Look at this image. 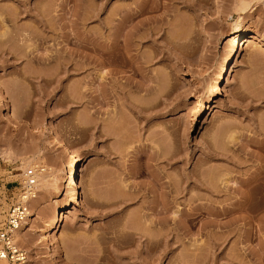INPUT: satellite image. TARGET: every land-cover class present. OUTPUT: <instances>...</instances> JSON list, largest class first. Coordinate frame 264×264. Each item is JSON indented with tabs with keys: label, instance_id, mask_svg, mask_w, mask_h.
Returning a JSON list of instances; mask_svg holds the SVG:
<instances>
[{
	"label": "rangeland",
	"instance_id": "rangeland-1",
	"mask_svg": "<svg viewBox=\"0 0 264 264\" xmlns=\"http://www.w3.org/2000/svg\"><path fill=\"white\" fill-rule=\"evenodd\" d=\"M237 1L0 0V85L22 122H10L0 106V223L20 198L26 174L35 183L33 170L50 179L34 187L32 199L43 206L28 205L34 214L21 231L25 239L16 240L26 252L25 264H264V188H247L254 203L229 232L228 222L223 226L226 214L184 218L183 212L208 203L203 190L184 191L170 209H162L160 184L153 178L160 172L172 179L181 172L226 174L230 194L225 200L212 197L221 202L214 199V210L221 211L239 198L243 184L264 161V46L246 44L235 60L226 40L238 16ZM257 1L250 10L247 5L242 25L264 37V4ZM24 2L27 8L36 3L38 10L54 9L53 31L32 22ZM33 30L47 38L26 46ZM63 33H68L67 44ZM114 34L121 42L127 37L130 53L146 60L145 71L133 77L137 83L146 82L151 72L161 78L160 95L152 89L128 93L147 111L131 109L109 75L101 78L109 67L101 69L98 47ZM54 53L69 56L70 63L40 59ZM225 58L230 75L221 70ZM124 69L115 74L118 82L128 80L129 68ZM40 126L58 132L75 150L76 181L85 206L70 208L50 237L46 225L67 200L62 180L70 158L40 135ZM162 128L170 132L160 139L171 163L152 143L153 132ZM153 149L165 159L153 156ZM173 210L180 215L175 222Z\"/></svg>",
	"mask_w": 264,
	"mask_h": 264
},
{
	"label": "bare ground",
	"instance_id": "bare-ground-1",
	"mask_svg": "<svg viewBox=\"0 0 264 264\" xmlns=\"http://www.w3.org/2000/svg\"><path fill=\"white\" fill-rule=\"evenodd\" d=\"M257 2H258L257 0H253L252 2L251 1L245 2L244 0H239L234 5L235 6L234 10L238 16L233 22V26L231 28V31L227 35L226 42H227V45L230 47V49H232L233 56H235V60H238L240 58L241 52L244 49V47L246 46V44H254V43H260L261 42V45L264 46V37L257 35L255 33H252V32H247L242 25V19L243 18L241 16L246 12V8L248 7L247 5L250 4V7L248 8L250 10V8L252 9L256 5ZM261 2H263V4H264V0H261ZM23 5H24L23 8L25 10V13L27 14L26 16H29V19H31V21L34 22L37 25V27H40L41 29H47V31L48 30L53 31V22H52L53 18H51V12L54 11V9H50V6L49 7L47 6L48 8H46V7L44 8L45 10H43V9L38 10L39 7L37 6L38 4L36 5V3H35V5L34 4L32 5V8L25 7V2ZM30 12H32L33 14L32 13L29 14ZM126 16H128V15H126ZM126 16L124 18H121V20H123V22L127 21L128 18ZM121 22H120V24H121ZM118 29H120V28H118ZM115 31L117 32V30H115ZM115 31H114V33H116ZM118 32H120V31L118 30ZM118 34H114V36L109 40L108 43H105V44L100 45L98 47V52L96 55L98 58L99 65L102 66L101 69L103 67H106V66L109 67L108 68L109 70L107 72H104L103 75H101V78L105 79L106 76L109 75L108 81L114 84L116 89H118L119 92L123 95L124 99H128V93H129V91H132L131 90L132 88H135L134 91H136V92L143 91L144 94H145V92H147L148 90H151V89L154 90V92H156V94L157 93L161 94L163 87H162V82L160 83L161 78L158 76L157 72H155L156 74L151 72V74H149L150 75L149 77H145V78H148L147 80H145L146 82L141 81L143 83H141V82L137 83L134 80L133 77L138 72L141 73L142 70L145 71L144 70L145 69L144 63L146 62V60L142 59V61H145L143 63L141 60L138 59V57L136 55L135 56L132 55L130 53V50H132V47H133L131 45L132 43L130 42L131 44H129V42L126 40L127 37L125 39L124 36H123L124 42L123 41L121 42L120 40H118L119 37H121V36L118 37ZM140 34L144 35V33H140ZM145 35L147 36L148 34H145ZM139 36H138L139 38L144 37L141 35H139ZM46 38L41 36V34L36 32L35 30H33V35L30 38H27V43L25 45L28 46V45L35 44L36 41L43 42L46 40ZM168 40L170 41L171 39H168ZM63 41H65L66 44L70 42V39L68 37V33H63ZM88 41H91V40H88ZM89 43L91 44V47H92L90 49L92 51H94L93 49L95 47L93 46L92 41ZM90 44H88V45H90ZM77 45H78L77 47L80 46L81 48L84 46V45L82 46L81 44H77ZM85 47L86 46H84L83 48H85ZM89 47H87L86 49H89ZM82 49L79 48L80 52ZM263 50H264V48H263ZM83 52L84 51H82L81 53L83 54ZM82 56H87V54L85 55V53H84ZM34 58L39 59V57H36V56ZM80 58H82L81 55H80ZM87 58L90 59L89 54H88ZM139 58L141 59V57H139ZM40 59L41 60H52L55 63H60V65L61 64L64 65V63H66V64L70 63L69 61L71 60V58L69 56H63V55L58 54V53L46 55L45 57H41ZM228 61H229L228 58H225L224 62H225L226 66L224 68H223V66H221V70L222 71L224 70V72L228 71V75H230L231 71H232V67H230V61L229 62ZM81 64H82V62L80 63V65ZM125 67L127 69L129 68L128 71L130 74L128 75V80L126 83L118 82L117 81L118 76L115 74H117V72H119V71H124ZM65 70H66V68H65ZM143 71H142V73H143ZM156 75L160 79H158ZM136 83H137V85H136ZM113 84L112 85L109 84L108 86L113 87ZM219 91L220 90L217 87L215 90V96L219 94ZM107 92H108V90H106L105 95ZM108 93H110V92H108ZM108 93L106 95L107 97L109 96ZM160 94H157V95H160ZM124 99H122V102L126 103L123 101ZM126 101L128 102L127 104L130 106V108L133 110H136V111L146 110L147 111V108L145 109L143 106L145 104H142L141 102H138L137 100H136L137 102L133 99H128ZM128 105H127V107H128ZM0 106H1L2 111L4 112L5 117H7V119L10 122H12L14 124H21L22 123L18 119V117L15 115V113L11 110L10 105L6 102L4 90H3L1 85H0ZM165 129L167 130V128H165ZM157 130H159V133L157 131V133L159 135L158 134H157L158 136L156 134L154 135V133H156L155 132L156 130L153 132V136H155V139H153L152 143L155 145V147L158 148L159 145H160V147L162 146V144H163L162 142H164L163 140L165 139L164 137H167V133L169 134L170 132L165 131L163 128L161 129V130H163V132H160L161 131L160 129H157ZM39 133L42 137H49L51 139V143L56 145V147L62 148L64 151V154L68 158H70V163L63 170V180H62L63 188L65 191V194L67 195V200L63 204H61L59 207L55 208L53 216H51V218L49 219V222L46 225L47 236L50 237L60 227V224H61L64 216L66 215V213L69 211L70 208H75V207H78L80 205L83 206V208H84L85 206L82 203V200L80 197L81 194H80V191L78 189L79 188L78 183L76 181V171L78 168V156L76 155L75 150L68 143H66V141L63 139V137L56 131H53V134H51L50 131H48L44 126H40ZM160 133H163V134L160 135ZM165 133H166V135H164ZM163 135H164V137H163ZM157 137L159 139L163 137L164 139L159 140ZM230 137H231V140H234V138H235L234 135H232V136L230 135ZM156 139L161 141V142H158V141L156 142ZM154 140H155V142H154ZM260 142H261V140H260ZM209 146H211V149L214 147L213 145H209ZM160 147L157 150L159 152L163 153L165 150H163V148L162 147L160 148ZM159 149H161V151ZM155 151L153 149L152 153L153 152L155 153ZM154 153L152 154L153 156L156 155V153H155V155H154ZM158 153L156 155L157 158L159 155L158 160L163 158V157H167L165 155L168 154V153H165V154L160 153L163 156V157H161V155ZM214 154H215V152H214ZM170 158L171 157L166 158L167 163H169L168 161H170V163H171L172 160H170ZM163 159H165V158H163ZM25 162H24V164H25ZM181 173L182 174L181 175L179 174L178 179H172L170 176H168L167 174H165L163 172L153 174L154 175L153 178H154L155 182H158V184H160V194L158 193L159 195L157 196V202L161 204L162 209H164V210L170 209V206L174 205L176 203V199L178 198L179 194L184 195V193H183L184 191L187 193V191H189L190 189H193V190L198 189L201 191L203 190L204 192L209 194V195L207 194L209 198L207 197L208 199H206L207 200L206 202H208V203L197 205L195 207L190 208V210L188 209L191 212H189V211H187L186 213L183 212L185 214V215L183 214L185 216L184 218H189V217L191 218L194 216L197 217V216L203 215L205 213V214L210 215L212 217L214 216L213 218L216 219L217 216H219V215L221 216L222 214H226V216L228 215L229 220L227 219L228 221L224 222L223 226H224V228H226L225 225L228 222L227 226L229 228L228 227L227 228H228L229 232L234 230L233 226H232V228L230 227L231 225H236V223L238 222L239 219L244 218L243 212H245V210L247 209L249 202L252 201L247 196L248 195L247 191L250 190V187H252V188L255 187L258 190H260V188H264V161H263L257 167L256 171L254 173H251L252 175L248 178V180L246 179L247 181H246V183L243 184V189L239 190V195H238L239 198L236 199L232 205L230 204L231 206H227L228 204L226 205L225 204L226 202L223 201L224 203L223 202L222 203L225 204L226 206L223 205L222 209L220 208L221 211H219L218 209L216 211V209L214 210V206H213L214 204H212V203L218 199L214 198V199H216V200H214L212 197H218L221 195V197H223L222 199L225 200V198L230 194L229 191L232 188L230 185V180L226 176V174L225 173H224L225 175H223V173L222 174L220 173L221 175L215 174L216 176L211 174L209 176V174L208 173H207L208 175L205 174L204 171H199V172L193 171V172L184 173V174H183V172H181ZM34 174H36L35 177L37 179L35 186H36V184L37 185L40 184L43 186L48 184V180H50L48 178V176H49L48 174L47 175L46 174H44V175L38 174L37 170H33L32 175L34 176ZM26 175H28V174H26ZM174 175H176V174H174ZM28 179L30 180L29 177L26 180L28 181ZM26 180H25V182H26ZM181 183L182 184L188 183V184H185V186H181ZM189 184H191L193 187H190V186L188 187L187 185H189ZM247 188H249V189L247 190ZM180 197H182V196H180ZM198 197H201V196H198ZM202 197L205 198L204 196H202ZM257 202H259V200H257ZM41 203L42 202L38 199H30L28 201V205H30L31 207H33V205H34L35 207L41 208L43 206V205H41ZM151 203H153V201H151ZM214 203H216V202H214ZM251 203L253 204L254 202L252 201ZM220 204H221V202H220ZM175 210H173V212H174L173 213L174 217H172L173 220L170 218L172 221H174V220L177 221L176 219H174V218H176V215L180 216L179 214H176L178 212ZM235 211L237 212L236 215L233 214ZM33 214H34V211L27 210L26 219L12 231V237L15 241L25 239L21 236V231L25 228L26 224L31 220V217ZM213 218L211 220H214ZM178 220H180V219H178ZM209 223H210V220H209ZM213 223L215 225V222H213ZM212 225L213 224H211V226ZM226 232H227V229H226ZM247 234L248 233H246V236H248ZM246 236H245V238H247ZM146 237H144V238L146 239ZM210 237L212 238L213 236H210ZM214 238H213V241H214ZM148 239H147L148 241L154 240L152 238H151V240H150V238H148ZM147 240H145V241L148 242ZM152 241L150 243H152ZM147 244H146V246H147ZM149 244H148V246H149ZM213 244H216V243H213ZM145 251L149 252V250H145ZM148 252H146V253H148ZM25 261L21 262L20 264H25ZM5 262L6 261L4 258L0 259V264H5ZM76 264H80V263L77 262Z\"/></svg>",
	"mask_w": 264,
	"mask_h": 264
},
{
	"label": "built area",
	"instance_id": "built-area-1",
	"mask_svg": "<svg viewBox=\"0 0 264 264\" xmlns=\"http://www.w3.org/2000/svg\"><path fill=\"white\" fill-rule=\"evenodd\" d=\"M28 181L24 183L20 198L11 203L0 223V259L4 258L8 264L21 263L26 260V252L12 237V231L25 219L28 201L35 195V179L27 175Z\"/></svg>",
	"mask_w": 264,
	"mask_h": 264
}]
</instances>
